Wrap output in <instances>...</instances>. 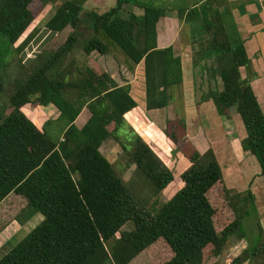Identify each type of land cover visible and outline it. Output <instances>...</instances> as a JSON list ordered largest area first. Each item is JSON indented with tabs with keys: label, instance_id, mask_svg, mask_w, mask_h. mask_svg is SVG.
Listing matches in <instances>:
<instances>
[{
	"label": "trees",
	"instance_id": "1",
	"mask_svg": "<svg viewBox=\"0 0 264 264\" xmlns=\"http://www.w3.org/2000/svg\"><path fill=\"white\" fill-rule=\"evenodd\" d=\"M34 1L0 0V36L10 45L33 22ZM40 1L47 5L57 0ZM88 1L62 0L56 7L45 28L72 32L12 94V111L1 121L0 207L6 201L17 207L24 199L43 219L0 258V264H130L143 254L148 264H205L207 253L220 255L231 237H244L235 211L224 227L216 221L208 194L223 176L212 151L203 156L183 152L189 166L178 176L181 190L154 213L146 211L99 151L108 138L117 139L125 116L137 107L130 86H118L106 73H97L95 65L81 69L73 58L65 63L78 42V29L90 19L92 35L83 54L103 55L107 47L98 37L111 40L132 65H142L145 112L164 109L170 89L182 82L181 62L172 48L156 47V24L165 10L150 0H115L113 8L98 15L84 11ZM125 7L138 8L142 17ZM211 32L214 55L231 56L232 65L220 71L222 89L210 98L219 110L234 109L246 134L242 149L255 158L264 179V114L239 75L247 59L240 48H230L223 33L218 38L216 31ZM32 101L50 105L58 112L57 119L37 127L23 111ZM84 109L90 117L77 128L74 122ZM55 123L60 129L57 138L50 133ZM131 157L159 190L176 180L140 138ZM20 208L15 215L1 211L3 227L16 221ZM128 223L131 230L123 231ZM113 237L115 242L107 249ZM159 243L166 249H148ZM250 256L264 258L261 227L252 244L229 264L249 262Z\"/></svg>",
	"mask_w": 264,
	"mask_h": 264
},
{
	"label": "rangeland",
	"instance_id": "2",
	"mask_svg": "<svg viewBox=\"0 0 264 264\" xmlns=\"http://www.w3.org/2000/svg\"><path fill=\"white\" fill-rule=\"evenodd\" d=\"M61 2L62 0H57L54 3L44 5L40 0H35L31 5L34 20L21 38L15 44L10 45L7 40L0 36V78L3 84V92L0 94V124L12 111V106L10 104V97L12 94L41 66L45 58L55 53L64 43L67 36L72 32L70 28H67L60 33H52L45 28L46 21L52 16L54 10ZM114 6L115 0H91L84 4V11L101 15ZM128 8L129 7H125L126 12ZM122 14L126 15L124 12ZM86 22L90 26V19ZM87 23H82L81 27L78 29V42L65 62L67 63V61L73 58L74 65L81 69L89 66L91 62L96 63L95 58L91 59V57L84 55L82 52L85 41L92 35L91 30L88 31L90 28H88ZM98 38L106 45L107 51L113 50L112 52L115 56L116 53H114V51L119 54L121 66L124 68L129 67L130 61L120 52L111 40L103 36H99ZM213 93L211 89L209 94L205 93L201 95V103L197 104L198 115L201 117L202 131L205 133L208 140L211 139L215 141L218 138L220 139L218 145L224 141L225 145L220 147L216 145L215 147L210 146L209 149H205L204 153H199L195 144L187 139L186 123L184 124L183 122L185 121L184 119L178 118L176 121L175 119H169L164 126L162 117L158 119L157 123H153L154 121H152L150 116L147 115L142 107H139L135 112H132L130 116L125 118V123L117 133V139L109 138L110 140L102 144L104 145L103 156L112 164L115 173L122 179L139 206L146 211L154 213L182 188L178 176L183 172L186 162L180 152H185L187 154L196 152L203 156L207 151H212L223 176L222 183L217 184L208 194L211 205L216 209V221L218 224H221V228L224 227L227 221H229V216L231 215V217H233L234 214L232 212L235 211L241 218L243 232L244 224L242 221L253 214L255 206L252 204L249 195L241 193L237 188H229L227 184V134H221L220 124L216 122L213 112L216 111V116L221 118L223 125L222 129L225 133L227 132V117L231 115V110L234 109L228 110L223 108L219 110L215 107L210 98ZM206 100L208 101L207 104L203 105L202 102ZM210 103L213 104V107L209 106ZM34 104L35 103L32 101L23 111L33 124L39 126L40 122L45 121L44 119L46 117L51 116L39 110L40 108L44 109L45 106H40L39 108V105ZM202 110L205 116H201ZM170 112L169 110V115L171 116L172 113ZM87 114L88 112L86 111L84 115ZM229 123L232 125L233 120H229ZM58 129L59 127L56 123L50 128V133L53 138L58 137L60 133V129ZM138 138L148 145L149 149L159 161V164L169 169L176 178L165 190H159L157 187L153 186L147 176L134 164L131 154ZM239 144L242 146V143L239 141L231 144L236 156L239 155ZM15 205L13 201H6V203L0 207V213L2 211V213L6 212L8 215H15L19 207L23 209L18 218L15 219L16 221H10L6 227H2L0 218V258L39 224L36 217L41 215L27 206L26 200L22 199L21 202L18 203L19 207H15ZM4 223L5 221H3V224ZM131 228L132 224L128 223L122 230L129 231ZM115 238L116 237H113L106 243L107 249L112 247ZM239 241L240 239L237 236H233L228 241L227 245H225L220 255L207 253L205 264H229L233 259L232 256L236 255V253H239L241 250L238 245ZM148 249L166 248L159 243ZM249 260V264H264V258H262V256L259 258H252V256H250ZM106 264L109 263L107 262ZM130 264H148L147 256L143 254L134 259Z\"/></svg>",
	"mask_w": 264,
	"mask_h": 264
},
{
	"label": "crops",
	"instance_id": "3",
	"mask_svg": "<svg viewBox=\"0 0 264 264\" xmlns=\"http://www.w3.org/2000/svg\"><path fill=\"white\" fill-rule=\"evenodd\" d=\"M150 2L165 10L163 17L156 24V47L160 50L172 48L174 57L181 62L182 82L170 89V99L164 109L148 111L147 115L154 121L153 123H157L162 117L164 126L169 119L175 121L178 118L184 119L187 139L195 144L199 153H204L210 146L225 145V141L218 145L220 141L218 138L215 141L208 140L202 131L201 117L198 115L197 104L201 103V95L209 94L211 89L213 92L221 91L219 73L226 66L232 65L231 56L214 55L211 31H216L218 38L219 34L223 33L230 48H240L245 54L247 63L245 67L239 68V75L251 88L264 114V0H150ZM127 12L138 18L143 15V12L135 7H129ZM112 51L106 50L103 55L97 52L91 53L89 57L95 58L96 63L91 62L89 65L92 67L95 65L97 73H106L118 86H130V94L137 101V107L125 116L127 118L139 107L143 110L145 108L142 100L144 98L143 68L141 64L134 66L131 62L129 67L124 68L120 65L119 54L114 51L115 56ZM207 102L206 100L202 104L206 105ZM209 106L213 107V104L210 103ZM44 109L39 110L51 116L46 117L45 121L57 119L58 112L54 108L49 105ZM86 111L84 109L75 120L74 124L77 128H81L89 119L88 111V114L84 115ZM213 114L216 122L220 124L221 134H227V184L229 188H237L241 193L249 195L255 206L253 214L242 221L244 237L238 243L241 250L232 256L235 258L252 244L258 227L264 232V179L259 176V167L255 158L244 152L241 144H239L238 156L231 147L232 143L237 141L241 143L246 137L235 111L231 110V115L227 117L225 133L221 118L216 116V111ZM201 116H205L203 110ZM229 120H233L232 125ZM45 121L40 122L39 126ZM104 143L105 141L102 144ZM103 147L104 145H101L99 148L102 155ZM180 153L186 162L184 171L189 166V161L183 152ZM36 218L38 223L43 219L39 215Z\"/></svg>",
	"mask_w": 264,
	"mask_h": 264
}]
</instances>
